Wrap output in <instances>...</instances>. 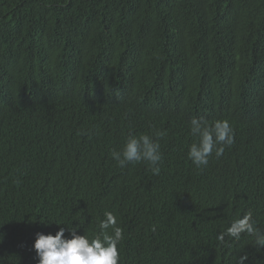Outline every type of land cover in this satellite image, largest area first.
I'll return each instance as SVG.
<instances>
[{"label":"trees","instance_id":"obj_1","mask_svg":"<svg viewBox=\"0 0 264 264\" xmlns=\"http://www.w3.org/2000/svg\"><path fill=\"white\" fill-rule=\"evenodd\" d=\"M193 117L235 131L203 171ZM153 128L160 174L118 167ZM246 181L264 228V0H0V264H38L37 232L94 236L105 211L120 264H264L251 237L216 239Z\"/></svg>","mask_w":264,"mask_h":264},{"label":"clouds","instance_id":"obj_2","mask_svg":"<svg viewBox=\"0 0 264 264\" xmlns=\"http://www.w3.org/2000/svg\"><path fill=\"white\" fill-rule=\"evenodd\" d=\"M189 128L194 141L189 145L187 156L201 171L208 166L209 158L213 154L219 158L224 155L226 147L230 148L235 143V131L227 119L209 122L193 117ZM166 136V131L155 128L150 133H129L122 146L110 152V157L121 169L143 163L153 175H159L163 161L160 140ZM14 182L19 184L21 181L16 179ZM251 189V185L246 181V188L242 191V204L247 211L231 220L217 235L216 239L220 245L227 246L229 241L238 242L242 236H248L253 240L257 252L264 251V228L260 227L263 215L247 208ZM40 223L45 226L52 223L57 226L67 225L59 221L45 222L43 219ZM80 227L79 224L67 225V228L59 227L54 235L37 232L33 248L38 264H120L119 246L124 239V229L112 211L104 212L94 236L90 237L86 230L84 235L78 234ZM233 259L235 264H245L249 256L244 253Z\"/></svg>","mask_w":264,"mask_h":264}]
</instances>
